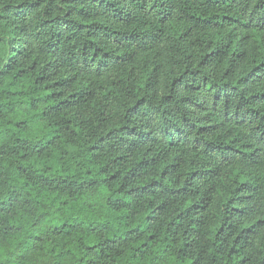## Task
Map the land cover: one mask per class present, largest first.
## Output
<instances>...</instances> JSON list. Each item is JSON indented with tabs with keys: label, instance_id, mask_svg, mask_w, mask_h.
I'll return each instance as SVG.
<instances>
[{
	"label": "trees",
	"instance_id": "obj_1",
	"mask_svg": "<svg viewBox=\"0 0 264 264\" xmlns=\"http://www.w3.org/2000/svg\"><path fill=\"white\" fill-rule=\"evenodd\" d=\"M0 264H264V0H0Z\"/></svg>",
	"mask_w": 264,
	"mask_h": 264
}]
</instances>
